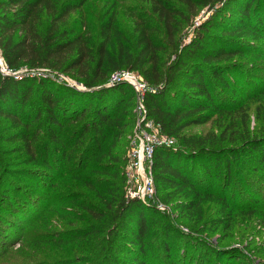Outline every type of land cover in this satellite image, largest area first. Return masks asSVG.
<instances>
[{
    "label": "trees",
    "instance_id": "16d2710c",
    "mask_svg": "<svg viewBox=\"0 0 264 264\" xmlns=\"http://www.w3.org/2000/svg\"><path fill=\"white\" fill-rule=\"evenodd\" d=\"M55 1L0 0V58L9 73L23 69L30 73L49 70L55 75L68 76L85 90L37 73L9 76L0 71V122H9L2 127L4 133L10 129L8 140L21 142L26 153L33 154L32 144L40 137L47 142H60L67 127L78 123L75 145L90 135L96 141L95 150L105 139L122 138L129 131L131 135L136 121V94L126 82L112 85L108 82L116 73L134 72L158 89L144 95L148 118L176 141L175 149L158 148L153 155L157 200L175 201L180 195L183 199L190 198L187 209L206 197H217L223 207L229 205V195L231 202L240 207L258 206L264 200L250 184L240 193L235 190L228 193L241 167L246 166L252 175L264 180V137L247 140L237 147L219 148L217 141L229 142L225 133L218 139L214 134L207 139L184 134L190 127L207 124L213 114L224 113L230 107L229 100L239 97L242 88L231 78L239 66L230 59L241 55L250 41L235 36L264 44V0H178L179 9L164 5L163 10H156L169 34V47L173 49L175 16L189 22L199 8L214 9L207 20L194 27L191 41L182 48L179 45L176 61L166 67L160 62L162 48L152 36L153 29L137 26L135 43H131L122 37L110 18L102 25V41L96 47L88 46L73 26L67 24L85 0H66L59 6ZM217 4L222 5L215 8ZM251 79L248 77V82ZM130 101L132 108L128 109ZM63 155L61 163L66 165L69 159L66 153ZM30 158L33 162L34 158ZM125 164L126 159L117 158L92 173L107 174L108 167L115 174V180L119 177L123 190ZM42 166L3 171L6 181L0 190V251L13 245L22 233L21 228L33 220L38 208L33 202L39 203L40 197L31 194L29 187L46 193L49 187L55 186L54 167L48 159ZM218 187L222 193L216 192ZM111 207L118 218L114 226L120 225L122 229L110 233L112 240L103 252V260L106 264L120 263L113 245L128 232L129 238L122 246L131 258L127 259L121 252L125 256L122 261L148 264L146 216L160 213L136 199H125L123 194ZM160 215L167 219L165 214ZM171 230L179 235L176 228L166 231ZM66 233L75 235L77 231ZM182 236L187 242L188 236ZM79 239L81 236L74 240ZM197 246L209 252L216 264L243 260V255L235 249L230 253L202 241ZM179 260L180 264L186 263L184 254H177L178 263Z\"/></svg>",
    "mask_w": 264,
    "mask_h": 264
},
{
    "label": "rangeland",
    "instance_id": "374dc122",
    "mask_svg": "<svg viewBox=\"0 0 264 264\" xmlns=\"http://www.w3.org/2000/svg\"><path fill=\"white\" fill-rule=\"evenodd\" d=\"M64 1L66 0H56L55 3L59 6ZM164 5L179 9L178 0H85L82 7L68 18L67 24L73 26L88 46L93 47L102 41V25L107 19L112 18L122 37L131 43H135L137 26L145 25L153 29L152 36L162 48L159 51L160 62L166 67L176 61L179 45L182 48L191 41L194 27L207 20L214 9L209 11L207 7L199 8L197 15L189 22H182L179 16H175V48L172 49L169 47V34L155 13ZM221 5L217 4L215 8ZM235 37L245 39V42L250 41L241 55L230 59L239 66L231 76L242 88L239 97L230 99V107L224 113L213 114L207 124L190 127L184 131L187 137L201 136L203 139H207L211 134L218 139L225 133L224 137L229 142L224 140L219 144L217 141L220 146H216L219 148L237 147L247 140L264 137V54L260 53L264 52V44L249 37L246 40L245 36ZM1 63L2 71L5 72L2 60ZM17 73H37L70 87L76 85L80 90H85L68 76L55 75L49 70L30 73L23 69ZM130 73L144 81L136 73ZM248 77H252L250 82ZM127 93L129 94V91ZM130 103L131 101L127 104L128 109L132 108ZM6 125H9V122H0V190L6 181L3 172L6 168H43L44 160L48 159L56 173L55 186L49 187L46 193L29 187L31 194L40 197L39 203L33 202L38 208L29 225L25 224L21 228L22 233L12 242L13 245H8L0 251V264H106L103 252L112 240L109 238L110 233L114 230L120 232L122 229L120 225L114 226L118 218L113 211L114 207L111 206L115 205L122 194L128 199V184L125 181L122 190L119 177L116 181L115 174L108 167L107 174H96L92 171L100 168L99 166H107L117 158L124 161L130 131L122 138L105 139L100 143L99 149L95 150L96 141L90 139V135L75 145V130L80 125L78 123L67 127L60 142H47L40 137L32 144L31 154L26 153L21 142L8 140L10 129L5 133L2 131V127ZM63 153H66L69 159L66 165L61 163ZM30 157L34 158L33 162ZM80 162L81 165H76ZM236 173L237 177L229 189V194L234 190L240 193L244 186L250 184L264 198L263 179L252 175L246 166L238 169ZM216 192L222 193L220 187ZM229 197L232 200L231 195ZM189 199H183L180 195L175 201L163 202L158 199L166 208L165 211L156 210L165 214L167 219L160 214L146 216L148 264H180V260L177 262V254H184L185 264H216L209 252L197 246L198 241L207 242L215 249H227L230 253L234 249L240 252L243 255L242 262L232 264H264V200L258 206L240 207L227 197L229 205L223 207L217 197H206L200 198L198 205L187 209L185 206L190 203ZM147 205L156 208L153 204ZM173 228L178 229L179 235L173 234L172 230L166 231ZM69 231L77 233L67 234ZM182 234L188 236L187 242ZM126 235L121 236L113 245L119 264H127L122 261L126 252L122 243L129 238L128 232ZM79 236L81 239L74 240ZM126 258L130 259L131 256L126 255Z\"/></svg>",
    "mask_w": 264,
    "mask_h": 264
},
{
    "label": "built area",
    "instance_id": "2783aa9c",
    "mask_svg": "<svg viewBox=\"0 0 264 264\" xmlns=\"http://www.w3.org/2000/svg\"><path fill=\"white\" fill-rule=\"evenodd\" d=\"M6 74L16 76L19 73ZM16 74V75H15ZM126 82L136 94L134 113L136 121L129 137V146L126 153L124 177L128 186L126 198L136 199L144 204H153L159 211H165V206L155 199V184L153 178V155L158 148L175 149L176 141L162 132L160 126L148 118L144 105V94L154 93L156 90L140 77L130 72H119L111 76L108 85ZM160 89V88H159Z\"/></svg>",
    "mask_w": 264,
    "mask_h": 264
},
{
    "label": "water",
    "instance_id": "95a60500",
    "mask_svg": "<svg viewBox=\"0 0 264 264\" xmlns=\"http://www.w3.org/2000/svg\"><path fill=\"white\" fill-rule=\"evenodd\" d=\"M0 71L4 74V75H9V76H11L10 74H6L4 71H2V65L0 64ZM5 71H6V69H5ZM74 88H76V89H78V90H80L76 85H72Z\"/></svg>",
    "mask_w": 264,
    "mask_h": 264
},
{
    "label": "bare ground",
    "instance_id": "6f19581e",
    "mask_svg": "<svg viewBox=\"0 0 264 264\" xmlns=\"http://www.w3.org/2000/svg\"><path fill=\"white\" fill-rule=\"evenodd\" d=\"M0 62H1V60H0ZM1 65H2V63H1Z\"/></svg>",
    "mask_w": 264,
    "mask_h": 264
}]
</instances>
